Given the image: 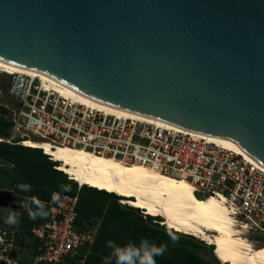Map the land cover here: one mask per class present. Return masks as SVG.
I'll return each mask as SVG.
<instances>
[{
	"label": "water",
	"instance_id": "1",
	"mask_svg": "<svg viewBox=\"0 0 264 264\" xmlns=\"http://www.w3.org/2000/svg\"><path fill=\"white\" fill-rule=\"evenodd\" d=\"M0 61L264 166V0H0Z\"/></svg>",
	"mask_w": 264,
	"mask_h": 264
},
{
	"label": "built area",
	"instance_id": "2",
	"mask_svg": "<svg viewBox=\"0 0 264 264\" xmlns=\"http://www.w3.org/2000/svg\"><path fill=\"white\" fill-rule=\"evenodd\" d=\"M8 76L5 92L10 103L0 104L8 109L9 135L0 136V141L28 138L46 141L52 148H82L184 178L196 196H224L244 235L254 245L262 243L255 237L264 239V169L248 156L205 134L79 102L39 76ZM42 203L40 211L46 214H37L39 221L31 218L27 231L20 226L24 212L0 197V264H62L83 249L89 251L98 225L78 222L77 195L54 191ZM11 213L18 215L19 223H8Z\"/></svg>",
	"mask_w": 264,
	"mask_h": 264
},
{
	"label": "bare ground",
	"instance_id": "3",
	"mask_svg": "<svg viewBox=\"0 0 264 264\" xmlns=\"http://www.w3.org/2000/svg\"><path fill=\"white\" fill-rule=\"evenodd\" d=\"M0 71L7 74L25 72L39 76L75 100L107 112L163 122L94 101L42 74L19 69L1 61ZM210 138L248 156L264 169L262 164L239 149L231 140L215 136ZM20 144L42 148L53 160L60 162L56 166L58 169L69 174L80 185L87 184L123 196V203L143 208L147 214L162 216L163 223L169 228L200 237L217 246L216 254L225 264H264V246L256 247L244 235L241 226L230 215L222 195H207L201 199L195 195L194 186L184 178L154 171L141 163L124 164L113 157L93 154L82 148H52L46 141L28 138L22 139Z\"/></svg>",
	"mask_w": 264,
	"mask_h": 264
},
{
	"label": "trees",
	"instance_id": "4",
	"mask_svg": "<svg viewBox=\"0 0 264 264\" xmlns=\"http://www.w3.org/2000/svg\"><path fill=\"white\" fill-rule=\"evenodd\" d=\"M7 112L8 109L0 104V136L9 135ZM19 140L17 138L12 143L0 141V159L15 170V174H7L5 179L8 188L17 195H27L29 202L39 209L45 206L42 202L48 200L54 191L76 194L78 222L86 227L98 225L89 251L86 253L83 249L76 258H67L62 264H116L109 241L121 246L129 243L139 246L142 240L165 247L169 241L180 242L157 256L156 264H212L182 245L183 242H192L191 236L153 222V219L163 220L160 216L143 215L138 207L121 206L116 200L120 196L114 192L87 184L78 188L77 180L55 167L59 163L49 159L42 148L17 144ZM197 197L203 199L206 196ZM95 218H101L100 223ZM33 220L39 221V218L36 216ZM32 222L24 213L20 226L28 231Z\"/></svg>",
	"mask_w": 264,
	"mask_h": 264
},
{
	"label": "rangeland",
	"instance_id": "5",
	"mask_svg": "<svg viewBox=\"0 0 264 264\" xmlns=\"http://www.w3.org/2000/svg\"><path fill=\"white\" fill-rule=\"evenodd\" d=\"M8 74L1 72L0 71V102L2 103H10V98L6 95L5 89H6V84L8 81ZM37 140V139H35ZM17 144H20L19 142H16ZM23 145V144H21ZM60 164V163H59ZM7 174H15V170L12 167L11 164H9L8 162H4L2 159H0V197H3L7 203H9L12 207L21 210L22 212L28 214V216L30 218L33 219V215L36 217L37 214H41V211L39 208H37V206L32 205L29 202V198L27 197V195H17L15 194L12 189L8 188V181L5 180L7 177ZM79 182H77L78 185ZM118 201V203L121 206H131L127 203H123L121 199H116ZM134 207V206H131ZM141 211V213L143 215H147V213L144 211L143 208H139ZM150 215V214H149ZM161 219H163L162 216H160ZM95 220L97 221V223H100L101 218H95ZM153 222H158L160 225L163 224V226L169 228L167 225H165L163 223V220H159V219H153ZM171 230H174L171 228ZM176 231V230H175ZM179 232V231H178ZM182 234H186L183 232H180ZM186 236H191L193 239L192 242H183L182 245L187 248L188 250L194 252L195 254L199 255L201 258H203L204 260H207L209 262H211L212 264H225L216 254V248L217 246L208 243V241L206 242V240L191 235V234H186ZM250 237H252V235L250 234ZM257 240L262 241V245H255L256 247H263L264 245V239L260 238V237H255ZM177 244H180V242H174V241H169L167 243V247L166 250H168L169 248H173L174 246H176ZM228 264V263H227Z\"/></svg>",
	"mask_w": 264,
	"mask_h": 264
},
{
	"label": "clouds",
	"instance_id": "6",
	"mask_svg": "<svg viewBox=\"0 0 264 264\" xmlns=\"http://www.w3.org/2000/svg\"><path fill=\"white\" fill-rule=\"evenodd\" d=\"M45 214L41 212V215ZM33 218H35L34 215ZM8 223H19L18 215L11 213ZM108 246L112 249L111 255L115 259L116 264H156V257L163 255L166 250L164 245L150 244L146 240H142L139 246L131 243L121 246L113 241H109Z\"/></svg>",
	"mask_w": 264,
	"mask_h": 264
}]
</instances>
